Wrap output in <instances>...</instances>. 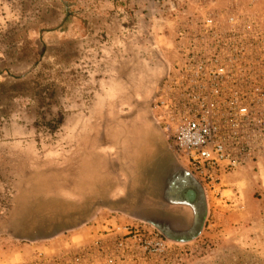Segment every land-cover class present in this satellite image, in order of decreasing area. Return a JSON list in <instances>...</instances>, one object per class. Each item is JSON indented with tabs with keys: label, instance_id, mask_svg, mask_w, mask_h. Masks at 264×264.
<instances>
[{
	"label": "rangeland",
	"instance_id": "rangeland-1",
	"mask_svg": "<svg viewBox=\"0 0 264 264\" xmlns=\"http://www.w3.org/2000/svg\"><path fill=\"white\" fill-rule=\"evenodd\" d=\"M206 18L264 29V0H0V264L154 230L136 219L175 172L152 106L179 29ZM219 191L196 238L126 264H264V149Z\"/></svg>",
	"mask_w": 264,
	"mask_h": 264
},
{
	"label": "built area",
	"instance_id": "built-area-1",
	"mask_svg": "<svg viewBox=\"0 0 264 264\" xmlns=\"http://www.w3.org/2000/svg\"><path fill=\"white\" fill-rule=\"evenodd\" d=\"M175 57L179 65L167 67L154 99V120L184 168L218 198L225 177L264 149V29L202 19L179 29ZM165 247L155 230L117 226L83 244L73 260L126 264L137 252L160 255Z\"/></svg>",
	"mask_w": 264,
	"mask_h": 264
},
{
	"label": "crops",
	"instance_id": "crops-1",
	"mask_svg": "<svg viewBox=\"0 0 264 264\" xmlns=\"http://www.w3.org/2000/svg\"><path fill=\"white\" fill-rule=\"evenodd\" d=\"M168 149L172 153L175 174L160 189L150 191L154 219L141 217L136 220L159 232L167 241L188 242L196 238L204 221L205 192L170 145Z\"/></svg>",
	"mask_w": 264,
	"mask_h": 264
}]
</instances>
